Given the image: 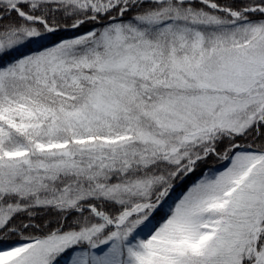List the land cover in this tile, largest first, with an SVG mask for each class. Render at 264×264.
Returning <instances> with one entry per match:
<instances>
[{"label": "snow or ice", "instance_id": "1", "mask_svg": "<svg viewBox=\"0 0 264 264\" xmlns=\"http://www.w3.org/2000/svg\"><path fill=\"white\" fill-rule=\"evenodd\" d=\"M0 264H264V0H0Z\"/></svg>", "mask_w": 264, "mask_h": 264}, {"label": "trees", "instance_id": "2", "mask_svg": "<svg viewBox=\"0 0 264 264\" xmlns=\"http://www.w3.org/2000/svg\"><path fill=\"white\" fill-rule=\"evenodd\" d=\"M209 166H212L211 161L207 164V165H202L201 168H207ZM215 167H219V165H215ZM202 174L201 170L198 169L196 173L192 174L191 176H189L184 182L183 184H178V186L175 188L174 192H173V198H175L176 195L182 193L183 190H186V187L188 185H190L192 182H194L196 179H198L200 177V175Z\"/></svg>", "mask_w": 264, "mask_h": 264}, {"label": "rangeland", "instance_id": "3", "mask_svg": "<svg viewBox=\"0 0 264 264\" xmlns=\"http://www.w3.org/2000/svg\"><path fill=\"white\" fill-rule=\"evenodd\" d=\"M180 194H181V193H180ZM180 194L176 195L175 198L178 197Z\"/></svg>", "mask_w": 264, "mask_h": 264}]
</instances>
